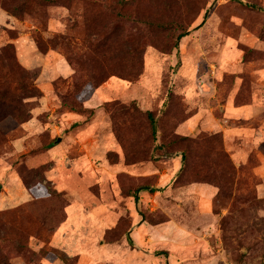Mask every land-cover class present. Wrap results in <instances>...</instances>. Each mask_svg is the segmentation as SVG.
<instances>
[{"label": "rangeland", "instance_id": "1", "mask_svg": "<svg viewBox=\"0 0 264 264\" xmlns=\"http://www.w3.org/2000/svg\"><path fill=\"white\" fill-rule=\"evenodd\" d=\"M0 264H264V0H0Z\"/></svg>", "mask_w": 264, "mask_h": 264}, {"label": "trees", "instance_id": "2", "mask_svg": "<svg viewBox=\"0 0 264 264\" xmlns=\"http://www.w3.org/2000/svg\"><path fill=\"white\" fill-rule=\"evenodd\" d=\"M187 33H188V30H186L185 32H183L182 34H180V37L186 35ZM148 115H149L148 117H149V119H150L151 125L153 126V125H154V120H153V118L151 117L150 112H149Z\"/></svg>", "mask_w": 264, "mask_h": 264}, {"label": "water", "instance_id": "3", "mask_svg": "<svg viewBox=\"0 0 264 264\" xmlns=\"http://www.w3.org/2000/svg\"><path fill=\"white\" fill-rule=\"evenodd\" d=\"M60 140V138H58L55 142H53L54 144L57 143ZM138 195V191L136 192V197Z\"/></svg>", "mask_w": 264, "mask_h": 264}]
</instances>
